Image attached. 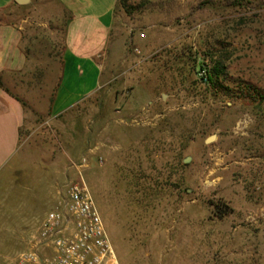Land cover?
Masks as SVG:
<instances>
[{
  "label": "rangeland",
  "instance_id": "obj_1",
  "mask_svg": "<svg viewBox=\"0 0 264 264\" xmlns=\"http://www.w3.org/2000/svg\"><path fill=\"white\" fill-rule=\"evenodd\" d=\"M13 13L34 67L0 172V264H17L80 179L122 264H264V100L248 90L264 95V0L119 1L100 88L59 115L69 14L59 0ZM202 63L221 65L217 82Z\"/></svg>",
  "mask_w": 264,
  "mask_h": 264
},
{
  "label": "crops",
  "instance_id": "obj_2",
  "mask_svg": "<svg viewBox=\"0 0 264 264\" xmlns=\"http://www.w3.org/2000/svg\"><path fill=\"white\" fill-rule=\"evenodd\" d=\"M69 14L60 56V77L52 90L56 115L74 109L101 85L105 56L112 39L118 0H59ZM16 0H0V172L18 152L26 119L27 98L18 92L31 73L27 26L14 18Z\"/></svg>",
  "mask_w": 264,
  "mask_h": 264
},
{
  "label": "built area",
  "instance_id": "obj_3",
  "mask_svg": "<svg viewBox=\"0 0 264 264\" xmlns=\"http://www.w3.org/2000/svg\"><path fill=\"white\" fill-rule=\"evenodd\" d=\"M201 75L206 78V71ZM17 264H122L105 220L83 180L67 185Z\"/></svg>",
  "mask_w": 264,
  "mask_h": 264
},
{
  "label": "trees",
  "instance_id": "obj_4",
  "mask_svg": "<svg viewBox=\"0 0 264 264\" xmlns=\"http://www.w3.org/2000/svg\"><path fill=\"white\" fill-rule=\"evenodd\" d=\"M119 1H122L124 4L127 3L128 0H118ZM204 65H206V63H202L201 65V68L202 70H205L206 73H207V77H209V79L214 83V82H217L220 78V75L222 73V67L220 64L216 65L215 67H213V69L209 70V69H205L204 68ZM204 68V69H203ZM249 91H253V92H257L258 93V97L263 99L264 100V95L258 90L256 91L257 89L254 87H249L248 89ZM179 164L181 165L182 164V161H180L179 159Z\"/></svg>",
  "mask_w": 264,
  "mask_h": 264
},
{
  "label": "water",
  "instance_id": "obj_5",
  "mask_svg": "<svg viewBox=\"0 0 264 264\" xmlns=\"http://www.w3.org/2000/svg\"><path fill=\"white\" fill-rule=\"evenodd\" d=\"M16 2L18 4H21V5H24V4H27L30 2V0H16ZM216 139V134H213L211 136H209L207 139H206V143H211L213 142L214 140ZM191 160V157H187L185 158V162L188 163L189 161Z\"/></svg>",
  "mask_w": 264,
  "mask_h": 264
}]
</instances>
